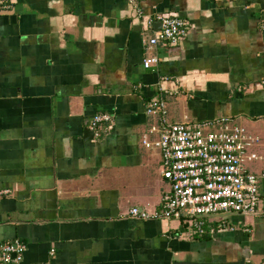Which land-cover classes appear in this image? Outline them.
Wrapping results in <instances>:
<instances>
[{"label": "crops", "instance_id": "crops-1", "mask_svg": "<svg viewBox=\"0 0 264 264\" xmlns=\"http://www.w3.org/2000/svg\"><path fill=\"white\" fill-rule=\"evenodd\" d=\"M0 11V243L27 245L20 263L260 264V212L206 217L204 232L162 210L169 184L144 139L170 122L218 116L260 138L248 162L264 171V0H7ZM159 14L187 35L160 42L145 68L144 39ZM164 77L168 79L164 80ZM112 122L92 129L97 114ZM9 190V192H5Z\"/></svg>", "mask_w": 264, "mask_h": 264}, {"label": "built area", "instance_id": "built-area-1", "mask_svg": "<svg viewBox=\"0 0 264 264\" xmlns=\"http://www.w3.org/2000/svg\"><path fill=\"white\" fill-rule=\"evenodd\" d=\"M132 1L138 8V14L143 15L141 0ZM10 8L7 0H0V11ZM156 21L161 26L154 30L152 36L144 39L148 52L143 61L145 68L160 63V57L150 54V50L160 42L177 44L188 32L189 23L183 17L159 14L149 18V26L153 27ZM147 112L161 115L159 124L150 130L157 138L151 140L146 137L144 145L160 151L163 175L169 188L163 196L160 213L151 215L134 207L131 209L132 216L146 219L185 213L196 231L203 233L206 217L260 212L259 183L264 179V171L254 173L247 165L249 161L260 158L252 150L260 140L258 136L251 134L238 120L226 116L202 121L170 122L166 118V101L161 95L148 104ZM112 120L108 113L97 114L92 129L98 130L100 123ZM26 249L27 245L19 240L0 243V263H20Z\"/></svg>", "mask_w": 264, "mask_h": 264}]
</instances>
